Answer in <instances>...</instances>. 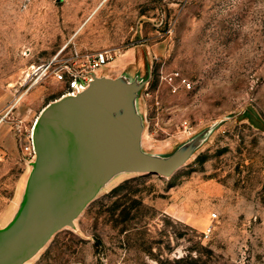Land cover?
<instances>
[{
	"label": "rangeland",
	"instance_id": "374dc122",
	"mask_svg": "<svg viewBox=\"0 0 264 264\" xmlns=\"http://www.w3.org/2000/svg\"><path fill=\"white\" fill-rule=\"evenodd\" d=\"M143 44L146 148L248 107L264 120V0H0V88L10 104L24 93L14 111L28 126L62 87L24 85L32 67L115 47L116 73ZM19 145L0 166V226L30 169ZM29 264H264V128L233 116L172 176H119Z\"/></svg>",
	"mask_w": 264,
	"mask_h": 264
},
{
	"label": "water",
	"instance_id": "95a60500",
	"mask_svg": "<svg viewBox=\"0 0 264 264\" xmlns=\"http://www.w3.org/2000/svg\"><path fill=\"white\" fill-rule=\"evenodd\" d=\"M131 66L136 69L133 70ZM105 68L74 94L60 95L40 111L32 127L34 157L17 205L0 226V264H29L66 228L76 229L88 206L124 174L170 177L220 124L233 116L264 120L248 107L201 129L170 151L144 145L143 92L152 77L145 44L116 73Z\"/></svg>",
	"mask_w": 264,
	"mask_h": 264
},
{
	"label": "built area",
	"instance_id": "2783aa9c",
	"mask_svg": "<svg viewBox=\"0 0 264 264\" xmlns=\"http://www.w3.org/2000/svg\"><path fill=\"white\" fill-rule=\"evenodd\" d=\"M118 53L119 49L107 47L86 53L76 51L63 57L58 54L52 59L32 67L31 71L27 73L25 84L33 86L52 77L62 84L61 95L74 94L79 88H84L90 83L93 74L100 73L115 60ZM176 76L177 74L171 75L170 81L172 82ZM183 81L186 82V79ZM1 120H7L12 124L22 145L21 149L28 154V158L31 160L35 155L32 143V127L35 120L28 126L27 120L20 114H16L11 107L3 113Z\"/></svg>",
	"mask_w": 264,
	"mask_h": 264
},
{
	"label": "crops",
	"instance_id": "0c3cea01",
	"mask_svg": "<svg viewBox=\"0 0 264 264\" xmlns=\"http://www.w3.org/2000/svg\"><path fill=\"white\" fill-rule=\"evenodd\" d=\"M19 91V90H18ZM19 94H17L16 101L18 102L20 99L18 98ZM11 99L9 98V94L6 89L0 88V166L1 162L6 158L9 154L16 153L19 145L18 138L13 130V126L7 120H1V111L7 106L15 109L16 104H10Z\"/></svg>",
	"mask_w": 264,
	"mask_h": 264
},
{
	"label": "bare ground",
	"instance_id": "6f19581e",
	"mask_svg": "<svg viewBox=\"0 0 264 264\" xmlns=\"http://www.w3.org/2000/svg\"><path fill=\"white\" fill-rule=\"evenodd\" d=\"M25 81H26V78H25ZM25 81H24V85H26L25 84ZM24 95V93L22 92V93H19V96H18V98L20 99L22 96Z\"/></svg>",
	"mask_w": 264,
	"mask_h": 264
}]
</instances>
